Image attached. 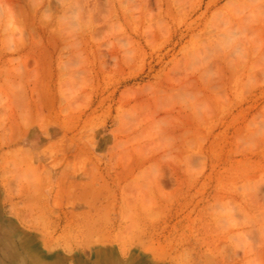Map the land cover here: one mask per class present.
<instances>
[{"label":"rangeland","instance_id":"obj_1","mask_svg":"<svg viewBox=\"0 0 264 264\" xmlns=\"http://www.w3.org/2000/svg\"><path fill=\"white\" fill-rule=\"evenodd\" d=\"M213 1L0 0V264H264V0Z\"/></svg>","mask_w":264,"mask_h":264},{"label":"bare ground","instance_id":"obj_2","mask_svg":"<svg viewBox=\"0 0 264 264\" xmlns=\"http://www.w3.org/2000/svg\"><path fill=\"white\" fill-rule=\"evenodd\" d=\"M217 0H214L213 2H216ZM237 19V18H236ZM231 25V24H230Z\"/></svg>","mask_w":264,"mask_h":264}]
</instances>
